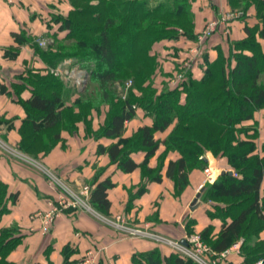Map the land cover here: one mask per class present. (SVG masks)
Wrapping results in <instances>:
<instances>
[{
    "label": "trees",
    "instance_id": "16d2710c",
    "mask_svg": "<svg viewBox=\"0 0 264 264\" xmlns=\"http://www.w3.org/2000/svg\"><path fill=\"white\" fill-rule=\"evenodd\" d=\"M194 1L69 0L72 8L67 13L52 15L53 22L48 25L53 42L47 48L24 29L13 32L16 43L6 48L7 58H17L21 46L29 44L35 56L48 65L38 67L26 60L18 75L21 82L12 84L11 90L0 84V93L13 95L24 107L26 115L17 145L33 156L48 153L63 130L73 133L79 123H84L87 135L116 140L108 146L101 144L100 153H107L125 172L141 167L151 181L162 180L167 154L178 152L180 156L170 160L166 168V176L175 182L176 194L190 184L191 171L208 166V152L226 156L238 176L222 173L214 182H207L199 196L214 203V214L222 219V228L217 236L211 226L199 234L216 253L243 239L241 253L245 260L240 264H252L264 256V240L259 238L264 229V155L256 151L257 128L249 134L243 122L264 108V0H228L232 11L243 12L242 18L255 6L258 23L246 24V36L232 41L228 54L220 50L214 60H205L199 79L193 77L191 67L178 66L173 72H164L163 58L154 51L155 43L166 39L196 41ZM67 59H75L74 63L87 69L97 84L90 93L86 88L78 90L82 97L74 102L66 98L65 78L54 72L58 63ZM179 71L184 76L177 84L169 79L161 90L155 86V76ZM128 80L133 84L127 93L118 92L117 85L125 87ZM25 91L29 92L26 98L22 97ZM104 106H108L106 119L95 127L93 111ZM139 108L148 111L153 121L126 135V121L132 120ZM170 127L165 139L156 138L157 132ZM242 133L248 138H242ZM161 143L165 145L161 161L151 169L147 160ZM138 151L145 152L142 163L132 158ZM114 186L111 178H106L90 190V203L105 215L110 214L109 189ZM145 190L146 184L137 194ZM17 197L7 183L0 181V218L9 211V201ZM19 242L14 230H0V264H14L8 256ZM133 262L199 264L176 252L164 255L159 248L135 254Z\"/></svg>",
    "mask_w": 264,
    "mask_h": 264
},
{
    "label": "crops",
    "instance_id": "0c3cea01",
    "mask_svg": "<svg viewBox=\"0 0 264 264\" xmlns=\"http://www.w3.org/2000/svg\"><path fill=\"white\" fill-rule=\"evenodd\" d=\"M64 1L0 0V84L11 90L12 84L21 82L18 78L22 72L20 66L26 60L34 62L38 67L48 65L35 56V50L29 44L21 46L16 59L7 58L5 50L16 43L13 32L24 29L28 35L37 38L49 36L51 30H48L50 29L48 23L40 19L36 13L42 11L43 5H58ZM193 11L195 32L199 34L209 19L232 9L228 0H195ZM247 23L249 25L258 23L255 6L248 10L245 18L230 21L227 36L217 32L202 42L197 38L196 41L183 37L166 39L155 43L154 51L163 58L164 72H171L178 66H186L187 69L191 67L193 77L199 79L203 74L204 61L214 60L220 50L228 54L230 43L246 36ZM167 81L164 76H159L155 86L161 90ZM28 96V91L23 92L22 97ZM25 115L24 107L13 95L0 93V134L3 138L14 144L19 141V127ZM152 121L153 118L148 111L139 108L136 116L126 121L125 134L130 135L140 126L149 125ZM102 123L104 121L100 124ZM243 125L249 127V134L257 128L258 135L254 139L257 144L256 151L263 156L264 108L256 111L254 118L244 121ZM171 128L157 132L156 138L165 139ZM241 137L248 138L245 133H242ZM115 141L108 137L99 139L91 137L86 134L84 123H79L78 129L73 133L63 130L61 139L48 153L42 154V159L76 190L84 183L93 188L100 181L111 178L115 186L109 189L112 204L110 214L106 216L112 218L123 216L131 225L141 226L173 239H183L190 231L201 232L209 226L212 227L214 236L219 234L223 221L214 214L216 212L214 203L205 202L198 195L207 182H214L224 172L238 176L226 156H215L208 152L212 181L208 180L205 169H194L190 173L188 187L180 194H176L175 182L166 176V168L170 160L180 156L178 152L170 151L167 154L161 170L162 180L151 181L144 175L141 167L132 172H125L117 163L111 161L107 153L98 151L101 144L108 146ZM164 150L165 145L161 143L156 154L147 160L149 168L158 166ZM132 158L137 163H142L145 161V152H135ZM0 181L8 184L10 192L18 194L16 201H9V211L0 218V230L2 228L14 230L20 237L19 244L8 256V260L14 264H80L83 254L92 248L99 252V264H134L135 254L153 248H159L164 255L174 253L166 244L149 237L127 235L82 208H61L51 228L44 230L42 218L37 213L59 205L61 198L59 189L50 182L46 174L1 149ZM144 184L146 190L138 195ZM261 194L264 195V178ZM196 198L197 201L193 204ZM230 219L228 218V221ZM259 238L264 240V229L260 232ZM242 241L243 239H240L230 247L237 246L230 254L232 264H240L245 260L241 253Z\"/></svg>",
    "mask_w": 264,
    "mask_h": 264
},
{
    "label": "built area",
    "instance_id": "2783aa9c",
    "mask_svg": "<svg viewBox=\"0 0 264 264\" xmlns=\"http://www.w3.org/2000/svg\"><path fill=\"white\" fill-rule=\"evenodd\" d=\"M242 11H224L221 12L218 16L209 19L201 32L198 34V41L202 42L215 32L220 29L224 30L225 33H228L227 22L237 16H240ZM39 41V40H38ZM41 45H44V41H39ZM55 74L58 75L60 72L58 69L54 70ZM184 76V73H179L178 81H180ZM2 145V143H0ZM43 172L46 174L50 182L56 186L61 194L58 206H53L50 210L45 211L44 213H37L38 216H42L43 228L48 230L52 223H54L56 217L58 216L61 208H82L86 207V201L82 199V194L87 192L88 187L85 189L76 190L64 181H62L60 176L50 170L43 169ZM208 180L212 181L213 176L210 166L205 168ZM88 193V192H87ZM111 224L116 229L124 232L127 235L134 237H149L154 239L157 242L166 244L170 246L174 252L179 253L183 256H187L198 262L199 264H229L230 263V254L234 248H229L221 253L214 252L211 247L206 244L199 232H192L187 234L183 239H173L163 234H159L153 231L143 228L141 226H131L123 216H117L115 219L111 220ZM182 240H186L187 244H184ZM99 252L96 249L87 250L80 261V264H99L98 261ZM252 264H264V256Z\"/></svg>",
    "mask_w": 264,
    "mask_h": 264
},
{
    "label": "rangeland",
    "instance_id": "374dc122",
    "mask_svg": "<svg viewBox=\"0 0 264 264\" xmlns=\"http://www.w3.org/2000/svg\"><path fill=\"white\" fill-rule=\"evenodd\" d=\"M57 2H58V0H57ZM63 3L59 2L58 5L57 4H53V5H49V4L43 5L42 11H38V13H36V14H38V17H40V19L45 20L46 23L50 24L51 22H53L52 21V15H55V14H57L59 12L67 13V11H69L72 8L69 0H65ZM234 12H236V11H234ZM240 17L237 16V17H235V18H233V19H231V20H229L227 22V24H228V26H227L228 33H225V29L224 30L220 29L219 31L222 30V34L224 36L229 35V31H230V21H232L234 19H237V18H240ZM52 28H56V25L55 26H52ZM48 30H50V29H48ZM38 40L45 42L44 45H42V46L40 45L42 48H47L48 45H49V43L50 42H53V38H51L50 36H46V35L40 36L38 38L36 37L35 41L36 42H39ZM14 59H16V58H14ZM74 61H75V59H67L65 61L59 62L58 63V66H57V69L60 72L58 75L61 76V77H63V78H65V81L67 82L68 90H67L66 98H67L68 101H72V102H74L76 98H78V97L81 98L82 97V96H79L78 95V90H82V89L86 88V89H88L87 92L90 93V92H92L93 90H95L97 88V84L94 83L91 80V75H90L89 71L87 69H85V68H82V66L80 64L74 63ZM20 68H21L20 70L23 71L24 68H25L24 64H22L20 66ZM179 73H183V72L182 71H179V72H177L174 75L171 74L172 76L171 75H168V76H164V77L167 78L168 80L170 79V82H172L173 84H177V82H178L177 79L179 78L178 77ZM159 76H163V74H159L158 76H155L154 82L156 80L158 81ZM132 84H133V82L131 80H128L126 82V86L125 87H123V84H118L117 85L118 92H121V91H124L125 90L124 91V94H126L128 88ZM89 93H87V94H89ZM107 108H108V106H104V108H102L100 111H97V110H94L93 111L92 116H93V119L95 121V127L98 124H100L101 122L105 121V119H106V113H107ZM0 143H2V145H0V149L3 152L7 153L8 155H12V156L17 157L21 161H23V162H25V163H27V164L35 167L36 169L40 170L41 172H43V170H42V168H43V169L50 170V172L52 171V172H54V173L57 174V172H56V170L54 168L49 167L44 162V160L42 159L43 158L42 157V154L43 153H40L38 156L30 155V154L22 151L18 147L17 143L14 144V143L10 142L9 140H6L5 138H3V136H1V134H0ZM57 175L60 176L59 174H57ZM60 179L62 181H64L62 179V177ZM64 182L67 185H69L70 187H72L66 181H64ZM86 187H88V190H85V191H87L88 193L87 192H84V194H82V199L84 201H86V207H82V209L91 212L92 214L98 216L99 218L103 219L104 221H106L107 223H109L112 226L111 220L112 219H115V218H112V217L106 216L104 214H101V213H99L96 210V208L90 203V200H89L90 190H91V187L92 186L89 185V184L84 183V185H82V187L80 189H85ZM80 189H77V190H80ZM70 208H72V207H70ZM44 212H42V213H44ZM39 217H42V216H39ZM56 219H57V217H56ZM56 219H55V221H56ZM53 224L54 223H52V225ZM131 226H135V225H131ZM98 261H99V255H98Z\"/></svg>",
    "mask_w": 264,
    "mask_h": 264
},
{
    "label": "water",
    "instance_id": "95a60500",
    "mask_svg": "<svg viewBox=\"0 0 264 264\" xmlns=\"http://www.w3.org/2000/svg\"><path fill=\"white\" fill-rule=\"evenodd\" d=\"M201 191H202V190H201ZM199 196H200V194L198 195V197H199ZM196 201H197V198L194 200L193 204H195ZM182 242H183L184 244H187L186 240H182Z\"/></svg>",
    "mask_w": 264,
    "mask_h": 264
}]
</instances>
